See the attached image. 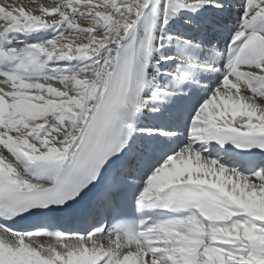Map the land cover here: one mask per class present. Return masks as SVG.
<instances>
[{"label": "snow or ice", "instance_id": "6c2138e0", "mask_svg": "<svg viewBox=\"0 0 264 264\" xmlns=\"http://www.w3.org/2000/svg\"><path fill=\"white\" fill-rule=\"evenodd\" d=\"M0 264H264V0H0Z\"/></svg>", "mask_w": 264, "mask_h": 264}, {"label": "bare ground", "instance_id": "6f19581e", "mask_svg": "<svg viewBox=\"0 0 264 264\" xmlns=\"http://www.w3.org/2000/svg\"><path fill=\"white\" fill-rule=\"evenodd\" d=\"M9 2L17 3V4H25L27 5L29 3V0H9Z\"/></svg>", "mask_w": 264, "mask_h": 264}]
</instances>
